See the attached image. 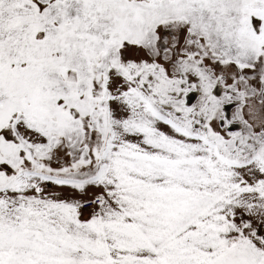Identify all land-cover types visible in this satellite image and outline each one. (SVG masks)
Here are the masks:
<instances>
[{
    "label": "snow or ice",
    "instance_id": "obj_1",
    "mask_svg": "<svg viewBox=\"0 0 264 264\" xmlns=\"http://www.w3.org/2000/svg\"><path fill=\"white\" fill-rule=\"evenodd\" d=\"M0 264H264V0H0Z\"/></svg>",
    "mask_w": 264,
    "mask_h": 264
}]
</instances>
